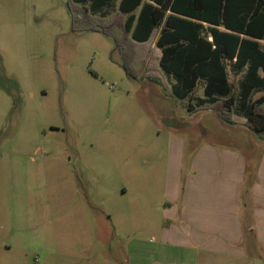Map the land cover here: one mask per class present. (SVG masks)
Segmentation results:
<instances>
[{
    "label": "rangeland",
    "instance_id": "rangeland-1",
    "mask_svg": "<svg viewBox=\"0 0 264 264\" xmlns=\"http://www.w3.org/2000/svg\"><path fill=\"white\" fill-rule=\"evenodd\" d=\"M69 4L0 0V264L19 238L25 264H198L156 234L172 136L191 159L201 140L236 146L225 137L238 131L174 95L158 30L118 46L87 21L74 29ZM107 12L89 13L119 20L117 2ZM229 72L236 96L240 75Z\"/></svg>",
    "mask_w": 264,
    "mask_h": 264
},
{
    "label": "trees",
    "instance_id": "trees-1",
    "mask_svg": "<svg viewBox=\"0 0 264 264\" xmlns=\"http://www.w3.org/2000/svg\"><path fill=\"white\" fill-rule=\"evenodd\" d=\"M117 1L118 21L115 15L107 21L92 16L100 14L106 18L107 9ZM69 3L74 29L81 21H87L88 29L114 36L118 46L128 42L129 36L134 41L146 42L158 30L159 66L174 80V95L184 104L188 101L190 111L210 109L228 124L234 123L233 112L239 113L245 116L249 129L264 136V95L252 99L254 92L264 89V50L259 42L264 40V0H69ZM122 14L127 16L124 18ZM229 63L238 70L246 68L236 96L228 78ZM125 69L133 75L129 66ZM148 78L167 85L162 75L152 74ZM200 82L204 83L203 97L193 98Z\"/></svg>",
    "mask_w": 264,
    "mask_h": 264
},
{
    "label": "crops",
    "instance_id": "crops-1",
    "mask_svg": "<svg viewBox=\"0 0 264 264\" xmlns=\"http://www.w3.org/2000/svg\"><path fill=\"white\" fill-rule=\"evenodd\" d=\"M259 42L264 50V40ZM229 70L240 75L238 94L246 68L227 64L230 81ZM259 92L264 89L254 92L252 99ZM232 120L227 126L238 134L225 138L236 146L201 140L193 146L191 159H186L182 139L173 135L176 146L163 172L165 220L156 234L164 246L192 249L198 264H215L219 255L227 264H264V136L245 125V116L233 112ZM19 239L2 245L3 264H20V254L25 264L27 247Z\"/></svg>",
    "mask_w": 264,
    "mask_h": 264
}]
</instances>
